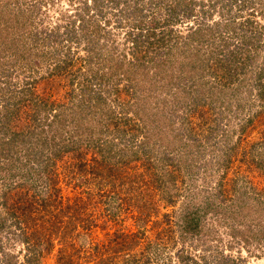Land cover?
I'll return each instance as SVG.
<instances>
[{
	"label": "trees",
	"instance_id": "trees-1",
	"mask_svg": "<svg viewBox=\"0 0 264 264\" xmlns=\"http://www.w3.org/2000/svg\"><path fill=\"white\" fill-rule=\"evenodd\" d=\"M36 1L40 8L41 2L47 3V0ZM84 1V9L78 14L79 30L74 26L73 21V35L68 32L65 39L84 43L81 48L85 55L78 57L81 61L92 62V59L101 55V60L106 63L104 66L112 67V71L114 70L116 75L131 82H138V85H141L138 90L139 99L133 100L131 103L120 102L122 105L119 108L120 114L114 117L110 115V109L107 108L110 112L102 109V104L105 102L104 98L100 96L93 103L86 105L82 104L83 100H81L77 104H73L72 108L65 107L51 94L49 96L46 93L45 96H42L41 92L53 88L50 86L51 84L49 85V80L63 73L64 70L66 74L70 75L79 70L78 66L73 70L70 67L76 63L73 59L74 52H70L68 49L64 51L62 58L55 54L56 49L52 48L54 46L52 43L56 39L50 37L47 20L42 16L45 13L44 10H40L38 6L37 8L31 6V9L20 7L17 5L18 0H0V78H2V80L0 79V102L3 106L0 108V264H17L18 256L6 250V247L11 244H3L1 241L4 234L15 233L16 229L19 231L15 236L27 248L24 264H38L40 256L52 250L53 244L48 234L50 236L53 234L62 242L67 235L71 236L75 243H69L68 247L72 249L73 253L75 252L77 257L80 256V252H83L85 256L81 254V257L90 260L83 259L80 262H73L70 255L68 257L60 256L59 261L62 264H247L243 260L233 258L231 254L224 252L225 250L219 247L217 239H221L218 238L217 231L213 230L211 224L210 227L206 226L204 217L210 209L215 218L225 222V215L222 213L226 212V207L230 208L229 213L237 212L239 205H228L224 202L226 201L225 193H229L225 187L235 180L227 178L229 169L233 175L241 173L232 166V158L224 163H218L217 167L221 170V178L218 179L220 182L217 181V188L224 196L223 202L214 198V194L210 191L211 187L204 188L202 186L201 189L197 187L188 190L185 188V199L176 208H173L172 204L175 203L176 196L179 195L177 193L179 188L175 183L170 184L166 180L173 176V169H179L181 165H185L187 171L188 169L192 171L195 164L189 159L194 157V154L191 149L183 151L182 146L189 145L185 142L178 146L163 145V156L159 160L154 158L155 142L162 143L161 130H172L174 121L170 120V113L169 116L168 114L163 115L166 101L163 99L161 104V100L153 101V96L148 92H150V88L161 87L158 82L163 76L165 83H169L175 75L171 69H163L169 68V62L163 59L156 65L153 64L155 71L152 72V76L154 78L148 76L150 85L148 83L144 85L145 83L142 82L145 79L142 80L140 76L136 75L141 70L135 71L132 68H134L133 66L142 68L146 59L150 61L151 57L149 56H151V50L155 49L154 44L163 46L172 40V43L178 45V40L181 38L182 48H191L192 51L191 56L189 54L192 62L189 69L191 73L198 69H204L203 71H207L210 75V79L199 75V78H204L205 82L202 85H207L205 90L208 93L211 90H216L215 92L225 94L222 89L227 87L238 92L244 84L245 76L238 84L234 83L241 72L236 70L237 67L243 69L249 62H253L252 58L254 57L249 55L248 50L259 51L261 48V62L254 65L256 70L249 76V80L254 86L256 98L262 102L264 101V24L251 18L253 13L247 14L246 17L238 16L236 13L231 14L232 7L235 5L239 9H243L245 0L242 2L227 0V3L222 6V15H227V18L219 22L214 20L215 22L213 21L211 24V10H214L219 0H207L206 7L204 2L198 0H165L162 3L168 9L166 17L161 20L152 15L148 21L143 18V10L148 4L133 5L128 13L133 14L132 28L137 30V36H139L132 40L134 41L132 56L135 61L125 62L124 59L113 61L109 51L106 56L101 51L104 45L97 47L96 44L100 40L99 36L106 34V28L113 27L112 23L116 22L117 24L114 25L120 26L121 22H118V17L121 10L119 8L115 11V7L121 0H110V6L108 5L105 12L101 11L100 0ZM124 1L128 2V0ZM149 1L151 2V0ZM195 5L198 6L197 9L194 8ZM252 8L256 7L252 5ZM259 12L264 13V8L261 7ZM180 13L186 17L193 16L197 25L195 26L193 23L186 33L180 35L164 31L165 23ZM108 14L109 17H106ZM101 20L103 21L101 22ZM44 31L45 36H43ZM227 36L234 38V41L239 38L244 51L237 52L233 47H229ZM205 42L207 43L204 45ZM198 43L204 45L208 54V58L204 59V54L201 53L200 62H197L202 65L201 67L196 65L195 58L192 59V56H196L200 50V47L196 46ZM17 69L19 73H24L29 77L25 82H22L19 92H15L10 81L11 71ZM146 73L143 71L144 76L147 77ZM112 74L100 73L99 80L103 82ZM246 78L248 79V77ZM40 81L45 83L46 89L40 85ZM136 85L134 84L135 89ZM125 90L123 89V92ZM184 93L187 94V92ZM143 100L147 107L143 106ZM202 103L201 99L192 101L185 116L180 120L182 124H186L191 137H194L196 125L200 126L199 118L203 115ZM68 108L69 110H67ZM128 114L133 116H128ZM143 114H146L147 120ZM158 114H162V121L157 120L150 127ZM259 114L260 111L256 113V115ZM103 115H105L103 117L105 119L114 120L119 117L118 119H123V123L130 122V126L126 127L125 131L130 130L132 141L134 137L141 136L137 147L128 145L123 147V150L128 153V158H123L121 154L115 158L117 152H112L111 155L113 154L114 159L112 164L105 160L108 154L101 153L99 149V141L105 143L108 139L101 136L102 131L107 132V130L94 131V126L91 125L92 118L97 117L99 123ZM140 121L141 126L138 124ZM248 124L245 123L240 130H245ZM73 125L74 133L78 135L75 139L78 145L71 153L72 157L64 158L61 162L63 153L61 150L69 152V148L57 147L56 141L53 140L52 130H65L68 126ZM63 132L59 133L61 142L65 141ZM155 136L159 138H154L153 143L150 144L151 139ZM241 139L238 138V141L229 148L228 153L235 151L237 142ZM257 142L264 144V140ZM138 146L145 148L142 152H137ZM89 149L90 152H88ZM111 149L112 147L109 148V150ZM87 153H90V157L93 159L91 162L85 157ZM96 153H99L100 157L97 158ZM169 154H179V160L171 162L173 164L170 163L174 167L169 166L170 164L165 161L166 159L168 161ZM57 158L60 159L57 160ZM203 169L208 170L206 166ZM241 175L244 176V174ZM93 177L96 179L94 182L98 184L97 190H100L104 184L108 185L105 192H99L103 193L100 196H104V200L107 195H114V198L105 200L110 203L111 210L104 214V223L99 227L97 224L99 222L91 210V204L94 203H92L90 192H86L87 196H82L84 191L78 193L80 195H77L76 192H73V195L69 194L70 191H76L77 187L83 186L84 183L90 184ZM189 178L191 179V175ZM204 182L206 184V181ZM192 186H195L194 182ZM231 187L233 189L235 185ZM65 191L67 192L65 193ZM122 191L124 195L121 194ZM156 191L162 193L161 196L156 194ZM198 192L205 194L202 204H197L195 195H192ZM242 194L247 195L248 198H254L260 203L258 196L253 197L249 190H244ZM234 195L237 196V194ZM236 199L239 198L236 197ZM114 200L116 203H113ZM70 201L75 203L74 211L78 213H73V218H68L67 226L62 223L61 214L51 213L50 209L57 208L58 205H65L66 209H70ZM167 206L171 207L170 211L164 210V207ZM202 206L204 207L203 212L201 211ZM251 206H253L252 201L243 207L250 208ZM40 218L42 221L45 218L44 229L50 228L46 234L33 229ZM82 218L84 221L82 228L80 231L76 230L75 220ZM101 228H106V232L100 234L102 230L99 232L98 229ZM236 231L239 230L231 227L232 234H235ZM41 242L45 243L44 247L39 246ZM228 245L229 243L225 247Z\"/></svg>",
	"mask_w": 264,
	"mask_h": 264
},
{
	"label": "rangeland",
	"instance_id": "rangeland-1",
	"mask_svg": "<svg viewBox=\"0 0 264 264\" xmlns=\"http://www.w3.org/2000/svg\"><path fill=\"white\" fill-rule=\"evenodd\" d=\"M18 1L19 2L17 3V5L20 7L23 6L31 9V6L35 8H37L38 6L40 10H44L45 13L44 15L42 14V16L47 20L48 29L50 30L49 34H51L50 37H54V40L56 39V41L52 43L54 45L52 48L56 49L55 54L62 58V56L64 55V51L68 49L70 50V52L73 51V59L76 61V63L70 66L72 67L71 70L76 68V66L79 67V70L74 71L75 74H66L64 70L63 73L59 72V75H57L52 80H49V85L51 84L50 86H53V88L46 89L47 86L45 85V83L43 81H40V85H42L46 89V91L44 90L43 92H41L42 96H45L46 93L49 94V96L51 94L52 97H55L58 101H61L65 105V107L69 108L74 107V105L81 100H83L82 104L84 105H86L87 103H93L96 99H99L100 96L104 98L103 100L105 102L102 104V109L107 112L109 111L108 109H110V115L114 117L119 116L120 114L119 108L120 106H122L120 105V102L123 104L127 101L128 103H131L133 102V100L136 101V99H139L138 90H140L141 85H138V82H131L130 80H127L120 75H116L117 73L114 72V70L112 71V67L104 66L106 63L105 61L101 60V55L96 56V58L92 59V62L81 61L78 57L85 55V52H83L81 48L84 43L82 41L76 43L75 40L69 41L65 39L66 33L69 32L70 35H73V21L74 26H76L77 30H79L78 14H80L84 9V0H47V3H40L42 5L41 8L39 7V4L36 0ZM100 1L102 3L101 11H107L108 5L110 6V0ZM164 1L165 0H151V2L149 0H128L127 2L121 0L119 5L115 7V11L119 8V10H121V13L118 17V22H121L120 26L116 27V25H114L116 22L112 23L113 27H107L105 30L106 34L100 35V40L96 44L97 47L102 44L104 45V47L101 48V51L105 54L104 56H106L107 52L109 51L110 55L112 54L113 61H121L122 59H124L125 62H134L135 58L132 56L134 41L132 40L134 38H138L139 36H137V30L135 28H132L131 22L133 21V14L131 12H128L129 10L131 11L133 5L138 6L140 4L147 3L148 5H146L145 9L143 10V18L148 21L150 16L154 15L157 16V18L163 20V18L166 17V14H168L167 7L163 6L162 3ZM198 1L204 2V6H207V0ZM240 1L242 2L243 0ZM225 3H227V0H219L216 3L214 10H211L212 13L210 15V24L214 20L219 22L223 21L224 18H227V15H222V6H224ZM252 5L256 8H252ZM261 7L264 8V0H245L243 9H239V7L235 5L232 7L231 14L236 13L238 16L241 15L246 17L247 14L253 13L250 17L255 18L256 20L264 24V13L259 12V9H261ZM194 8L197 9L198 6L195 5ZM106 17H109V14ZM194 20L195 19L193 18V16L186 17L184 15H181L180 13L178 16H175L174 18L169 20L168 23H165L163 28L164 31H170L171 34L175 33L180 35L186 33L187 29L191 27L193 23L195 26L197 25ZM102 21L103 20H101V22ZM146 26H148V24H146ZM43 36H45V31ZM227 37V40L229 41V47H233L237 52L244 51L239 38L234 41V38L229 36ZM180 40L181 38L178 40V45L172 43V40H170L163 46H155L154 44L153 46L155 47V49L151 50V56H149L151 57L150 61L146 59V63L144 66H142V68L135 66H133L134 68H132V70L135 71H137V69L141 70L136 75L140 76L142 80L145 79L142 82L145 83L144 85H147V83L150 85L148 76L154 78V76H152V72L155 71V67L153 64L156 65L158 62H160V60L163 59L169 62V68L163 69H171L173 75H175V77L173 76V78H171V81L169 83H165V77L163 76L158 82V85L161 87H156L153 89L150 88L152 91L150 90V92H148L153 96V101L161 100L160 104L162 103L163 99L164 101H166L163 115L168 114L169 116L170 113L171 117L169 116V118L170 120L174 121L172 130H161L162 143L159 144V142H155V147L153 148L154 158L156 157L157 160H159V158L163 156V145L178 146L180 144H184L185 142L189 143V145L182 146V149H184L183 151L186 152L188 149H191L192 153L194 154V157L189 159L195 164L192 171L190 169H188L187 171L185 165H181L179 169L174 168L173 176L167 178L166 180L167 183H175L179 188L177 191L179 195L176 196V201L172 204V207L176 208L178 204H181L183 202L186 194L185 188H187V190L197 187L201 189L202 186H204V188H207V186L211 187V190H209L214 194V198L216 200H219L220 202H223L222 199L224 196L220 194V191L217 188V181H219L218 179L221 178V170L219 167H217V165L218 163H224L225 161H228L230 160V158H232V166H234L235 169L238 170L241 174H244V176L241 174L233 175L231 173V170H228L227 178L235 180L228 187H225L229 190V193H225L226 201L224 202L228 205H239V207H237L238 210L236 213H229L230 208L226 207V212L222 213V215H225L226 221L221 222V220H218L214 217L213 213L211 212L212 210L210 211L209 209L204 216L205 224L209 227L211 224L213 230L215 232L217 231V236L219 239H221H217V241L219 243V247L225 250L224 252L231 254L233 258L236 257L239 260H243V262L247 264H264V144H260L259 142H257L258 140H264V101H262V103L260 99L256 98L254 86H252V83L249 80V76L253 74L254 70H256V68H254V65L260 64L261 62L260 56L262 54V50L261 48L259 49V51L255 49L248 50L249 55H252V57H254L252 58L253 62H249L248 65L243 69L237 67L236 70H239L241 72L238 74L234 83L238 84L239 82H241L243 76H245L244 84L238 92L237 90L236 92H234L232 89L227 87L222 89L224 90L225 94H220L218 91L215 92L216 90H211L212 92L209 91L208 93L205 90L207 85H202V83L205 82L204 78L210 79V75L207 71H203L204 69H198V71H193V73H191L189 69L192 62L190 61L189 54L191 56L192 51L191 48L183 49L180 45ZM206 43L207 42H205L204 45ZM67 45L68 47H66ZM204 45L198 43V45L196 46H199L200 50L196 55L197 57L192 56V59H196V65H198L199 67L202 66L201 64L199 65L197 63L200 62L201 53L204 54V59L208 58V54L205 51ZM109 68L111 71L109 70ZM186 70H188L189 72H187ZM143 71L147 72V77L144 76ZM95 73H97L98 75L96 76ZM100 73H104L105 75H110L111 73L113 74L109 78H106L105 81L101 82L99 80ZM162 74L164 75V72ZM194 75L196 76L194 77ZM199 75H204V78H199ZM246 77H248V79ZM28 78L29 77L26 74L19 73L18 69L11 71L10 81L15 92H19V87L21 86L22 82H25V80H27ZM0 79L2 80V78ZM135 79L133 78L134 81ZM193 81H195V83H193ZM134 84H137L136 89ZM88 85H90V87H87ZM123 89L126 90L123 92ZM182 91L187 92V94H183ZM199 99H201V102H203V115L199 118L200 126L196 125L195 132L193 133L194 137H191L189 135L186 124H182L180 120L185 116L188 107L191 105V102ZM144 100L146 99L144 98ZM1 104L2 103L0 102V108L3 107L1 106ZM143 106L147 107L146 102ZM69 108L67 110H69ZM259 111L260 114L256 115V113H258ZM129 115L131 117L133 116L132 114H128V116ZM145 116L146 114H143V117L145 118V120H147ZM103 117H105V115L102 116L99 123L97 122V117L92 118L91 125L92 127L94 126V131H98L101 129L107 130V132L102 131L101 136H105V138L108 139H106L105 143H103V141H99V149L101 150V153H104L105 155L108 154L105 160L109 163H113L114 159L112 156L113 154L111 155V153L114 151L117 152L115 153V158L119 157L118 154H121L123 158H128V153L123 150V147H125V145H128L129 147H137L138 143L141 140V136L134 137L132 141L130 139V130H128V132L125 131V128L130 126V122L123 123V119L120 120L118 119L119 117H117V119L114 118V120H110L109 118L105 119ZM135 120H137L136 117ZM157 120L159 122L162 121V114H158L155 116V120L150 127H152ZM245 123L249 124L246 125L245 130L241 131L240 128L245 125ZM138 124L139 126H141V121ZM60 131H64V142L59 141ZM60 131L52 130V133L54 135L53 140L56 141L57 147L63 149L69 148V152L61 150V152H63L62 157L61 159L57 158V160L60 159V161L62 162L64 158H69L70 156L72 157L71 153L74 152V150L76 149V145H78L75 142V139H77L76 137H78V135L74 133V125L68 126L65 130ZM154 138L159 137H153L150 144L153 143ZM238 138L242 139L241 141L237 142L235 151L228 153L229 148L232 147L236 143V141H238ZM142 139L144 138L142 137ZM108 142H111L112 144H109ZM139 146L138 148H136L137 152H142L145 147L139 148ZM150 146L152 147V145ZM110 147H112L111 150H109ZM90 151L91 150L89 149L88 152ZM90 156V153H87L85 156L89 162L93 160ZM96 157H100V154L96 153ZM178 160L179 154H169L168 161L167 159L165 161L170 164L171 162H176ZM171 164L169 166H171ZM205 166L208 168L207 171L203 169ZM189 175H191V179L189 178ZM202 180L206 181V184ZM94 181H96L95 177H93V180H90V184L84 183L83 186L77 187L76 191H70L69 194L73 195L72 193L76 192L77 195H80L78 193L84 191L82 196H87L88 194H86V192H90L92 203H94L91 204V210L93 211L96 220H98L97 222H99L97 223L99 227V225L104 223V214L111 210L109 208L110 203H107V201L105 200L114 198V195L109 194L104 200V196H100V194L103 195V193L99 192H105L108 188V185L104 184L100 188V190H97L98 184H96V182ZM193 182L195 183L194 187L192 186ZM232 185H235V188L233 187L232 189ZM244 190H249V193H251V195H253V197L255 198L258 196L260 203L254 198H248L247 195L242 194ZM66 192L67 191H65V193ZM121 194H123V191L121 192ZM156 194L161 196L162 193L156 191ZM234 194H237V196ZM192 195H195V202L197 204L203 203V200L205 199V194H203V192H198ZM236 197H238L239 199L237 200ZM101 199H103V201H101ZM251 201L253 202V206H251L250 208L243 207ZM69 203L70 209H66L65 205H58L57 208L53 207L50 209L51 213L58 212L61 214L60 217L63 224H66L68 218L73 216V213H78L74 211L76 209L75 203L71 201ZM113 203H116V201L114 200ZM203 208L204 207L202 206L201 211L203 210ZM164 210L170 211L171 207H164ZM44 220L45 218L43 219V221L40 218L33 229L38 230L40 233L45 232L46 234L50 228L44 229ZM207 220L211 223H209ZM83 222V218L76 219L75 229L80 231ZM112 224H114V222H112ZM66 225L68 226V224ZM231 227L239 231H236L235 234H232ZM18 231L19 229H16L15 233L7 232L3 235L1 241L3 242V244H11L10 246L6 247V250L18 256L17 264H24V255L27 252V248L26 246L22 245L21 242L18 241V237L15 236L16 234H18ZM98 231H101L100 234L102 232L105 233L106 228L98 229ZM48 235L52 241L53 248L50 252L40 256L38 264H62L59 261L60 256L68 257V255H70L73 262H80L83 259L89 260L88 258L81 257L82 255L85 256V253L80 252V256L77 257L75 252L73 253L72 249L68 247V245H70L69 243H75L71 236L69 237L67 235L62 242L60 241L61 239L58 240L56 236H53V234H51V236L50 234ZM228 243V247H225V245ZM39 246L44 247L45 243L41 242Z\"/></svg>",
	"mask_w": 264,
	"mask_h": 264
}]
</instances>
